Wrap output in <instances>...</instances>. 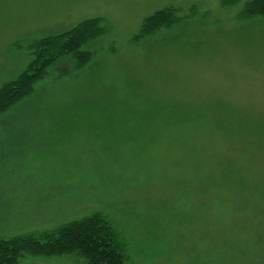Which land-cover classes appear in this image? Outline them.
Returning <instances> with one entry per match:
<instances>
[{"label": "rangeland", "instance_id": "obj_1", "mask_svg": "<svg viewBox=\"0 0 264 264\" xmlns=\"http://www.w3.org/2000/svg\"><path fill=\"white\" fill-rule=\"evenodd\" d=\"M250 1L0 0V89L35 40L105 20L86 67L57 78L61 62L0 115V239L101 213L126 264H264V18L241 19ZM166 9L179 23L133 42Z\"/></svg>", "mask_w": 264, "mask_h": 264}, {"label": "trees", "instance_id": "obj_2", "mask_svg": "<svg viewBox=\"0 0 264 264\" xmlns=\"http://www.w3.org/2000/svg\"><path fill=\"white\" fill-rule=\"evenodd\" d=\"M222 7H233L240 0H221ZM195 9L192 10L194 15ZM264 18V0L246 3L241 19ZM178 12L166 9L145 19L137 43L178 24ZM104 19H91L78 24L70 31L35 40L28 48L31 61L16 80L0 89V115L30 97L35 86L48 77L49 70L61 62L72 64L71 69H60L57 78L80 71L93 55L82 48L101 37ZM21 47L20 44H17ZM57 259L77 256L84 264H126L129 260L127 244L114 225L101 213L58 225L52 229L0 239V264H21L24 257Z\"/></svg>", "mask_w": 264, "mask_h": 264}, {"label": "crops", "instance_id": "obj_3", "mask_svg": "<svg viewBox=\"0 0 264 264\" xmlns=\"http://www.w3.org/2000/svg\"><path fill=\"white\" fill-rule=\"evenodd\" d=\"M85 18H89V17H85ZM77 25H78V24H77ZM77 25H76V26H77ZM53 33H59V32H56V31H55V32H49V34H53Z\"/></svg>", "mask_w": 264, "mask_h": 264}]
</instances>
